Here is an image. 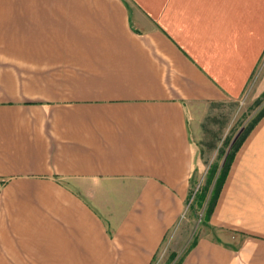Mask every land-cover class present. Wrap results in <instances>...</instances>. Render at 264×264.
Here are the masks:
<instances>
[{
    "label": "crops",
    "instance_id": "1",
    "mask_svg": "<svg viewBox=\"0 0 264 264\" xmlns=\"http://www.w3.org/2000/svg\"><path fill=\"white\" fill-rule=\"evenodd\" d=\"M251 84L264 0H0V264H155L238 141L197 162L209 106ZM205 221L169 264H264V115Z\"/></svg>",
    "mask_w": 264,
    "mask_h": 264
},
{
    "label": "rangeland",
    "instance_id": "2",
    "mask_svg": "<svg viewBox=\"0 0 264 264\" xmlns=\"http://www.w3.org/2000/svg\"><path fill=\"white\" fill-rule=\"evenodd\" d=\"M256 79L257 77L255 81ZM251 88L252 84L245 96L239 100L228 99L209 106L201 124L200 134L195 139L194 152L198 163L206 164L212 159L215 160L217 153L220 154L219 151L221 152L232 138L238 140L264 111V93L256 96L257 92L255 94L249 92ZM205 180L206 174L203 178L193 179L185 214L175 230L169 234L168 241L159 252L155 264H169L174 255L183 256L198 238L206 222L207 201L203 205L199 203V194Z\"/></svg>",
    "mask_w": 264,
    "mask_h": 264
},
{
    "label": "trees",
    "instance_id": "3",
    "mask_svg": "<svg viewBox=\"0 0 264 264\" xmlns=\"http://www.w3.org/2000/svg\"><path fill=\"white\" fill-rule=\"evenodd\" d=\"M264 115V111L259 115V117H257V119L253 122V124H251L246 132L238 139V141L235 142V144L232 146V150L228 153L222 169L219 173V175L215 178V173H216V166H213L208 174H207V178H206V182L205 185L203 186L200 194H199V203L201 205H203L206 201H207V206H206V219L208 220L210 215L212 214L213 210H214V206L217 202L221 187L226 179L227 173L229 171L231 162L234 158V155L236 153V151L238 150L239 146L242 143V140L244 139V137L246 136V134L249 132V130L253 127V125ZM214 187L211 190V186L212 183L214 182ZM210 195V196H209ZM209 196V199H208ZM197 242V238L193 241V243L191 244V246L189 247V249L187 251H189ZM183 257L178 258V260L176 261L175 264H180L182 261Z\"/></svg>",
    "mask_w": 264,
    "mask_h": 264
},
{
    "label": "built area",
    "instance_id": "4",
    "mask_svg": "<svg viewBox=\"0 0 264 264\" xmlns=\"http://www.w3.org/2000/svg\"><path fill=\"white\" fill-rule=\"evenodd\" d=\"M186 210V209H185ZM185 212L183 213V216H184Z\"/></svg>",
    "mask_w": 264,
    "mask_h": 264
}]
</instances>
